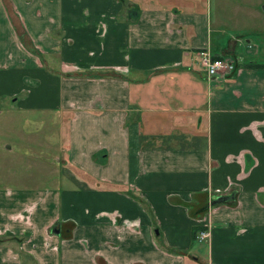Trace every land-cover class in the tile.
<instances>
[{
  "label": "crops",
  "instance_id": "obj_1",
  "mask_svg": "<svg viewBox=\"0 0 264 264\" xmlns=\"http://www.w3.org/2000/svg\"><path fill=\"white\" fill-rule=\"evenodd\" d=\"M225 18L245 15L0 0V110L66 136L51 184H0V264H264V62ZM200 48L236 72L209 78Z\"/></svg>",
  "mask_w": 264,
  "mask_h": 264
},
{
  "label": "rangeland",
  "instance_id": "obj_2",
  "mask_svg": "<svg viewBox=\"0 0 264 264\" xmlns=\"http://www.w3.org/2000/svg\"><path fill=\"white\" fill-rule=\"evenodd\" d=\"M216 9L245 15L223 20L234 34L256 42L257 60L264 62V0H215ZM249 18V19H246ZM241 26V27H234ZM42 120L47 122L43 123ZM53 117L27 110H0V184L48 185L51 175L62 167L66 146L64 131L54 127ZM203 247H205L203 245Z\"/></svg>",
  "mask_w": 264,
  "mask_h": 264
},
{
  "label": "built area",
  "instance_id": "obj_3",
  "mask_svg": "<svg viewBox=\"0 0 264 264\" xmlns=\"http://www.w3.org/2000/svg\"><path fill=\"white\" fill-rule=\"evenodd\" d=\"M198 66L205 71L209 78L218 73L236 72L237 66L233 59L222 56H214L208 48H200L195 51ZM208 236L206 229H199L196 240L201 242Z\"/></svg>",
  "mask_w": 264,
  "mask_h": 264
},
{
  "label": "trees",
  "instance_id": "obj_4",
  "mask_svg": "<svg viewBox=\"0 0 264 264\" xmlns=\"http://www.w3.org/2000/svg\"><path fill=\"white\" fill-rule=\"evenodd\" d=\"M200 228H195V230H194V232H193V239H195L196 240V234H197V231L199 230Z\"/></svg>",
  "mask_w": 264,
  "mask_h": 264
}]
</instances>
